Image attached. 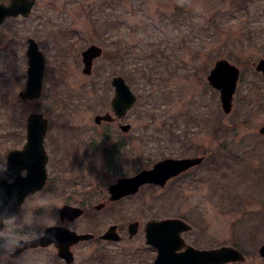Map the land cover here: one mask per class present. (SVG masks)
I'll list each match as a JSON object with an SVG mask.
<instances>
[{
  "label": "rangeland",
  "instance_id": "1",
  "mask_svg": "<svg viewBox=\"0 0 264 264\" xmlns=\"http://www.w3.org/2000/svg\"><path fill=\"white\" fill-rule=\"evenodd\" d=\"M238 1L188 0L181 12L191 17L184 22L175 16L172 25L191 34L184 41L173 28L167 30L161 39L168 35L172 41L164 50L150 20L155 16L159 26L168 24L159 16L173 15L179 0H38L28 17L10 19L0 27V165L6 166L11 149L25 144L27 118L36 110L50 121L48 185H86L93 192L88 227L96 234L115 224L127 232L133 221L144 225L179 217L193 227L184 234L190 244L234 246L246 261L229 264H264L259 253L264 244V75L254 65L264 58V0L245 12L232 7ZM106 18L110 31L102 37L98 25ZM214 18L213 38L199 33L198 25ZM29 38L46 57L43 95L33 103L19 96L28 79ZM119 40L128 49L124 66H118L117 57L110 62L109 54L104 56ZM93 44L103 48V55L88 75L82 53ZM221 58L241 69L230 113L208 80ZM116 75L126 78L138 99L118 120L132 131L112 160L107 151L123 141L124 131L117 123L97 124L95 117L112 111ZM198 155L206 157L202 164L164 187L144 185L134 195L109 200V185L117 179L164 158ZM61 159L65 163L57 165ZM62 200L51 199L57 205ZM102 202L106 205L98 210ZM133 247L124 243L121 254L131 255L116 258L114 253L110 261L136 264L141 257Z\"/></svg>",
  "mask_w": 264,
  "mask_h": 264
},
{
  "label": "water",
  "instance_id": "2",
  "mask_svg": "<svg viewBox=\"0 0 264 264\" xmlns=\"http://www.w3.org/2000/svg\"><path fill=\"white\" fill-rule=\"evenodd\" d=\"M36 0H11L9 5L0 4V24L6 17L23 15L28 17ZM84 73L93 72L94 62L103 55V48L96 44L89 46L83 51ZM28 79L26 86L19 92L22 100L31 103L42 97L44 89V74L46 57L40 49L39 44L33 38L28 39ZM255 69L264 75V58L254 64ZM241 69L225 58L215 62L208 80L210 85L219 90L222 108L224 112L230 113L233 108L234 94L240 78ZM115 94L111 100L112 112L99 114L95 117L97 124L113 122L123 118L137 101V95L123 76H115L112 80ZM115 114V116H114ZM130 124L121 126L124 132L131 129ZM49 129V120L41 112L32 110L27 118V141L23 148L12 149L7 157V175L14 177V188L9 193H16L17 204L22 205L25 198L35 191L42 189L48 179L47 164L49 155L45 148V137ZM260 132L264 135V126ZM205 156H194L184 158L168 157L154 164L152 168L144 169L131 177H121L109 185L110 201L136 194L145 184H155L164 187L172 177L200 165ZM26 171V174H22ZM105 206L102 202L96 206L101 210ZM83 209L66 206L62 209V215L78 217ZM56 228L48 229L46 234L39 240H45L48 236L57 234ZM193 229L182 218L169 217L165 219H152L146 225L147 241L158 246L159 255L154 264H228L246 261L245 254L234 246H221L211 249H199L193 245H186L182 236L185 232ZM138 230V222H132L128 231L131 235ZM118 226L111 225L104 233L106 239H118ZM33 242V241H30ZM187 246L185 250L184 246ZM259 253L264 257V244L261 245Z\"/></svg>",
  "mask_w": 264,
  "mask_h": 264
},
{
  "label": "flooded vegetation",
  "instance_id": "3",
  "mask_svg": "<svg viewBox=\"0 0 264 264\" xmlns=\"http://www.w3.org/2000/svg\"><path fill=\"white\" fill-rule=\"evenodd\" d=\"M10 3L11 0H0V4L2 5H9ZM12 18L15 17H6L3 23L0 24V27ZM118 120L120 119L109 122V124L117 123L118 126H121L122 123ZM131 131L132 127L129 131L120 134L123 139L121 141L122 145L126 143ZM107 155L109 157V151H107ZM76 161L78 163L79 160L76 159ZM63 163H65L64 159H61L57 162V165L61 166ZM22 174H26V171H22ZM48 182L49 176L42 189L30 193L20 208L21 210L36 211L38 215L42 213L39 217L41 223L39 229L40 238L51 228H56L57 234L48 236L45 240H39L40 238L31 240V237H26V239L33 242L28 243L21 253H17L21 257L19 264H116L110 261L109 255L116 253V258H119L120 255H131L124 254L126 252H122L121 254V246L124 243L136 245L131 251L137 252L139 257H141L136 261V264H154L156 262L159 255L158 246L147 241L146 225L150 220L144 225L138 221V230L133 235L128 231L130 223L127 232L123 228L120 229L119 225H117L118 233L115 236L118 239H106L103 237L104 233L96 234L92 228L88 227L93 215L94 194L86 185L68 186L56 184L49 186ZM48 187L50 188L49 191H47ZM13 188V186H9L8 184L4 185V189L9 195H11L9 191ZM54 197L63 199L62 203L57 205L54 201H51ZM66 206L81 208L83 209V213L78 217L62 215V209ZM81 225L86 227H82ZM183 238L185 244L189 245L190 243L184 237V234ZM186 245L181 250H185ZM113 247H117L118 251L113 252ZM0 264H16V262L5 258L0 260Z\"/></svg>",
  "mask_w": 264,
  "mask_h": 264
},
{
  "label": "clouds",
  "instance_id": "4",
  "mask_svg": "<svg viewBox=\"0 0 264 264\" xmlns=\"http://www.w3.org/2000/svg\"><path fill=\"white\" fill-rule=\"evenodd\" d=\"M8 169L0 165V260L5 258L19 264L21 253L31 240L40 238V219L36 211L21 210L17 204L16 193L9 195L4 185L14 184V177L7 175ZM43 207V206H41Z\"/></svg>",
  "mask_w": 264,
  "mask_h": 264
},
{
  "label": "trees",
  "instance_id": "5",
  "mask_svg": "<svg viewBox=\"0 0 264 264\" xmlns=\"http://www.w3.org/2000/svg\"><path fill=\"white\" fill-rule=\"evenodd\" d=\"M116 1H119V0H116ZM179 1H181V2H178L177 9H176V11H175V13L173 15L163 13V14H161L159 16V18L164 19L165 21L168 22V24L163 25V27H161V25L159 26L158 23L155 21V16H152L151 17V20L150 21L154 22V25H155L154 34L155 33H158L156 35H157V40H159V42L161 44L160 50L161 49L164 50L166 48V46L169 43H171V41H172V40H170V38L168 37V35H166L167 40H162L161 39V37L163 38V34L165 32H167V30L170 31V29L173 28V31H174L175 35H181V36H183V40L184 41H186L185 40L186 39V35L189 36V33L191 34V32L185 30L184 26L182 28V26H180L178 23H176L175 25H172L173 22H177V21H182L183 20L184 22H186V18L187 17H191V16H189V14H184V13L181 12L182 11L181 5L183 4V6L186 8L187 7V4H188V0H179ZM256 2H257L256 0H239L238 3H235L234 2L233 5H232V7L236 4V6H235V10H237L236 12H239V11H244V12L245 11H250L251 10V7H253V6L256 5ZM105 4H107L106 1H105ZM189 7H191V6H189ZM188 9H191V8H188ZM229 13H232V11H230ZM175 16H176V20L177 21L174 20V17ZM109 21L110 20L108 18H106L105 20L102 21V25H98L100 27V30L99 31L102 33L101 34L102 37H105L106 34L110 31L109 30L110 29L109 27H110L111 24L109 23ZM191 21H194V19L191 18L190 19V22ZM196 23H199V21L197 20ZM216 23H217V19L216 18H214V21L213 20H207V22L200 23L198 25V27L201 25L200 29L198 30L199 33H202V34H204V35H206L208 37L210 30L213 27L216 26ZM219 26H221V25H219ZM209 37L210 38H213V34L210 35ZM166 52H167V54L169 56V49L166 50ZM107 53L109 54V55H107V57H108V60L110 62H114L115 61V57H117L118 58V66H124V63L126 62V55L128 54V49H127L126 43H124L121 40H119L116 43V45L112 48L111 51H109V52L108 51H105L104 56H106ZM106 134H108V133H106ZM103 139H104V137H103ZM117 139L120 140L119 137ZM121 146H122V144H121V142H119V144H116L115 146H113L112 147V150L109 151V157H111L112 160L113 159L114 160L116 159V156L119 154L118 148L121 147ZM215 160H217V162L219 161V159H215Z\"/></svg>",
  "mask_w": 264,
  "mask_h": 264
}]
</instances>
